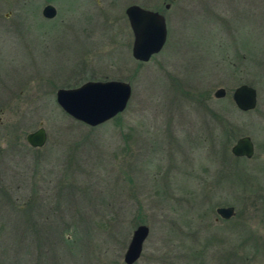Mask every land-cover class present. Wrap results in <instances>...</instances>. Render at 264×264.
Listing matches in <instances>:
<instances>
[{"label":"rangeland","instance_id":"obj_1","mask_svg":"<svg viewBox=\"0 0 264 264\" xmlns=\"http://www.w3.org/2000/svg\"><path fill=\"white\" fill-rule=\"evenodd\" d=\"M132 4L166 18L148 62L133 56ZM91 80L133 89L95 127L56 97ZM242 84L253 110L233 100ZM246 135L252 158L232 153ZM139 224L135 264H264V0H0V264H126Z\"/></svg>","mask_w":264,"mask_h":264},{"label":"water","instance_id":"obj_2","mask_svg":"<svg viewBox=\"0 0 264 264\" xmlns=\"http://www.w3.org/2000/svg\"><path fill=\"white\" fill-rule=\"evenodd\" d=\"M57 14L58 10L52 4H47L43 9V15L47 18H54ZM126 15L134 33L133 56L140 62H148L160 53L166 44V18L158 10L147 9L138 4L128 6ZM132 92V85L127 81L91 80L79 87L60 88L56 97L58 104L68 115L95 127L124 112ZM226 94L224 87L215 91L217 98H223ZM233 100L238 109L253 110L258 102L257 90L249 84H242L233 92ZM47 139V131L43 126L26 136L27 142L33 147H43ZM232 153L237 157L252 158L255 154V144L251 136L246 135L238 139L232 147ZM217 212L223 219H230L236 214L234 206L219 207ZM149 234L150 227L147 224H139L134 229L124 255L126 264H135L141 258Z\"/></svg>","mask_w":264,"mask_h":264}]
</instances>
